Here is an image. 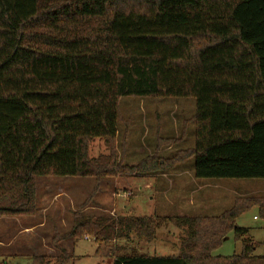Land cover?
Instances as JSON below:
<instances>
[{
    "label": "trees",
    "instance_id": "trees-1",
    "mask_svg": "<svg viewBox=\"0 0 264 264\" xmlns=\"http://www.w3.org/2000/svg\"><path fill=\"white\" fill-rule=\"evenodd\" d=\"M123 96L193 98V147L123 163ZM95 138L106 152L89 156ZM190 158L197 179H264V0H0V216L34 213L37 178L154 175ZM254 205L264 216V197L245 196L218 216L175 218L177 255L108 247L130 234L150 242L170 218L81 206L51 239L59 254L31 264L67 263L59 242L86 236L112 264H264L234 223ZM229 232L241 251L214 255Z\"/></svg>",
    "mask_w": 264,
    "mask_h": 264
},
{
    "label": "rangeland",
    "instance_id": "rangeland-1",
    "mask_svg": "<svg viewBox=\"0 0 264 264\" xmlns=\"http://www.w3.org/2000/svg\"><path fill=\"white\" fill-rule=\"evenodd\" d=\"M117 151L123 163L136 164L149 155L171 158L178 151L194 145L195 101L193 98L120 97ZM127 120V132L124 137ZM164 140L158 145V140ZM173 138V140L171 139ZM124 140V142H123ZM168 140H171L168 142ZM160 142V140H159ZM106 152L103 140L90 142L89 156ZM193 158L176 164L163 173L130 177H54L36 180V206L32 215L0 216V238L14 256H2L5 264H31L32 256L53 257L55 233L64 234L72 224L73 212L81 206L88 216H164L171 220L156 230L155 239L147 242L134 234L112 240L114 254L128 252L150 255H177L184 230L175 218L184 216H218L232 207L236 197H264V179H197L193 175ZM43 222L38 227V224ZM37 223V224H36ZM236 226L248 229L246 237L258 243L254 253L264 256V216L257 206H250L235 219ZM31 228L22 230L23 226ZM28 231V232H27ZM30 239L26 246L27 238ZM72 258L65 264H112L111 257L94 255L96 243L92 237L64 239L59 242ZM241 251V240L229 232L214 255L230 256ZM3 263V262H2ZM0 263V264H2Z\"/></svg>",
    "mask_w": 264,
    "mask_h": 264
},
{
    "label": "crops",
    "instance_id": "crops-1",
    "mask_svg": "<svg viewBox=\"0 0 264 264\" xmlns=\"http://www.w3.org/2000/svg\"><path fill=\"white\" fill-rule=\"evenodd\" d=\"M1 219V218H0ZM42 223L43 222H40L39 224H38V227L40 226V225H42ZM37 224V223H36ZM36 225H33L32 227H26V226H23L22 228V230H24V229H27L28 231H31L30 229L31 228H33V227H35ZM27 231V232H28ZM30 239L31 238H27V241H26V246H29V244H30ZM11 241H13V238L12 239H10V240H8V242L6 243L7 244V246H4L3 245V242H2V239L0 238V255H4V256H14L15 254H17V253H15V252H13V251H10V252H7V249L6 250H4V249H2V247H5V248H9V246H11V244H12V242ZM148 254V253H147ZM150 255V254H149ZM3 262V263H2ZM7 262V259H5V260H1V262L0 263H2V264H5Z\"/></svg>",
    "mask_w": 264,
    "mask_h": 264
}]
</instances>
